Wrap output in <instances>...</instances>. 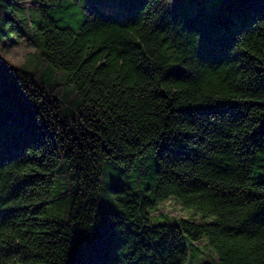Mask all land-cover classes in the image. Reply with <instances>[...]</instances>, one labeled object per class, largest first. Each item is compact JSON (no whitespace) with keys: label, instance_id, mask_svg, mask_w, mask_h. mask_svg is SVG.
<instances>
[{"label":"trees","instance_id":"16d2710c","mask_svg":"<svg viewBox=\"0 0 264 264\" xmlns=\"http://www.w3.org/2000/svg\"><path fill=\"white\" fill-rule=\"evenodd\" d=\"M262 14L264 0H0V41L41 47L0 71V264H264ZM170 199L200 222H154ZM102 219L119 244L77 248Z\"/></svg>","mask_w":264,"mask_h":264},{"label":"rangeland","instance_id":"374dc122","mask_svg":"<svg viewBox=\"0 0 264 264\" xmlns=\"http://www.w3.org/2000/svg\"><path fill=\"white\" fill-rule=\"evenodd\" d=\"M19 5L24 10H31L35 7V4L31 1H21L19 2ZM5 44H8L11 46V50L14 53L13 60L14 63L13 66L21 67L25 64H28L30 61H32V58L39 54L40 52V44L38 40H36L35 37H19L15 38V41H9V40H2L0 41V49H3V46ZM113 175L110 174H104L103 175V184L106 186V184L111 183L113 181ZM128 177V176H127ZM135 174L131 178L124 179L123 182L133 184ZM131 186V185H130ZM105 198V197H104ZM106 199V198H105ZM108 204V201L104 202V204ZM190 210L184 209L176 200L170 199L167 202L161 204L159 206V209L152 215V219L154 222H162L166 220L171 221H177L180 219H188L191 221L200 222V217L194 214L193 212H189ZM167 217V218H166ZM204 252L202 253V260L208 259L207 252L208 250L206 248H203Z\"/></svg>","mask_w":264,"mask_h":264},{"label":"snow or ice","instance_id":"6c2138e0","mask_svg":"<svg viewBox=\"0 0 264 264\" xmlns=\"http://www.w3.org/2000/svg\"><path fill=\"white\" fill-rule=\"evenodd\" d=\"M102 2L110 7L114 5H121L127 7L128 9L134 8L136 4V0H102ZM261 19H264V14H262ZM195 35L196 34L193 33L194 38ZM201 35L205 36V39H207L206 33L201 32ZM4 53H7V56L4 55ZM13 56L14 53L11 50V46L5 44L3 46V49H0V71H2L4 68H10L12 66V64L14 63ZM3 88H4L3 81L0 80V91H2ZM33 116L37 119L39 118L37 113L35 112L33 113ZM256 136L260 137L261 139H264V127H259L257 129ZM112 179H113L114 190H119L118 185L120 183V177L114 176ZM260 211L264 213V208H262ZM114 214H116L115 209L111 205L104 206L103 216L109 217ZM98 233L106 234L114 245L119 244V238H120L119 232L114 229L113 225L110 222H107L106 219H102L101 221H98L96 223L95 227L90 229L88 235L84 236L81 240L77 241V248H79L81 245L86 246L90 244L94 236Z\"/></svg>","mask_w":264,"mask_h":264},{"label":"clouds","instance_id":"9594fccd","mask_svg":"<svg viewBox=\"0 0 264 264\" xmlns=\"http://www.w3.org/2000/svg\"><path fill=\"white\" fill-rule=\"evenodd\" d=\"M4 55H6V56H7V53H4Z\"/></svg>","mask_w":264,"mask_h":264}]
</instances>
